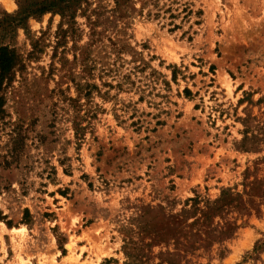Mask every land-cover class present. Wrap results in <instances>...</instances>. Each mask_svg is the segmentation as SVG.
<instances>
[{
  "label": "rangeland",
  "instance_id": "1",
  "mask_svg": "<svg viewBox=\"0 0 264 264\" xmlns=\"http://www.w3.org/2000/svg\"><path fill=\"white\" fill-rule=\"evenodd\" d=\"M87 3L0 27V264H264V0Z\"/></svg>",
  "mask_w": 264,
  "mask_h": 264
},
{
  "label": "trees",
  "instance_id": "2",
  "mask_svg": "<svg viewBox=\"0 0 264 264\" xmlns=\"http://www.w3.org/2000/svg\"><path fill=\"white\" fill-rule=\"evenodd\" d=\"M118 7L127 0H114ZM82 4H88L87 0H24L19 3L18 11L9 18V21L0 22L1 38L12 33L18 27H24L26 21L31 17H41L45 14L59 15L63 22L68 25L65 30L60 29V33L66 34L68 31L74 32L75 10ZM25 70V61L22 55L10 45L0 44V120L4 117L5 93L13 82L17 73ZM4 165H9L6 159ZM221 202H223L221 200ZM219 207L216 208L218 210Z\"/></svg>",
  "mask_w": 264,
  "mask_h": 264
},
{
  "label": "bare ground",
  "instance_id": "3",
  "mask_svg": "<svg viewBox=\"0 0 264 264\" xmlns=\"http://www.w3.org/2000/svg\"><path fill=\"white\" fill-rule=\"evenodd\" d=\"M15 231V230H14Z\"/></svg>",
  "mask_w": 264,
  "mask_h": 264
}]
</instances>
